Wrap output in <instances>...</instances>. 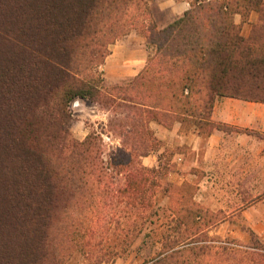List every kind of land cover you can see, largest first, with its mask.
Listing matches in <instances>:
<instances>
[{"label": "trees", "instance_id": "1", "mask_svg": "<svg viewBox=\"0 0 264 264\" xmlns=\"http://www.w3.org/2000/svg\"><path fill=\"white\" fill-rule=\"evenodd\" d=\"M189 2L183 17L158 29L149 0H0V264H48L58 211L74 199L79 210L89 197L122 205L127 234L141 235L158 194L169 191L170 157L158 169L142 163L163 147L151 123L180 120L210 133L224 127L210 119L217 98L264 103V0ZM253 11L260 24L245 39L234 18ZM134 30L154 50L145 70L120 83L91 74L103 37L110 45ZM77 98L114 114L108 130L121 147L106 161L94 142L101 133L79 141L68 127ZM186 208L185 196L173 200L177 225L144 264H264L254 234L245 245L201 244L205 216Z\"/></svg>", "mask_w": 264, "mask_h": 264}, {"label": "rangeland", "instance_id": "2", "mask_svg": "<svg viewBox=\"0 0 264 264\" xmlns=\"http://www.w3.org/2000/svg\"><path fill=\"white\" fill-rule=\"evenodd\" d=\"M149 1L153 8L164 0ZM160 16H163L161 12ZM128 40H134L136 44V40L142 42L145 38L134 30L120 37L114 44L108 45V39L103 37L100 41L102 46L99 45L98 48L100 54L95 59L96 63L93 62L98 64L99 68L92 66L89 69L90 73L104 77L103 66L106 56L112 52L117 43L128 42ZM106 82L113 83L108 80ZM99 108L109 114V120L114 118L113 113ZM70 111L72 120L68 127L77 140L84 141L85 136L89 134L94 136L96 132L98 134L103 131L107 132L108 129L95 122L97 119L91 122L94 119L90 117V113L94 110L90 109L89 103L87 105L86 103L80 105L73 103ZM94 142L101 150L100 155L104 153L105 160L117 150L120 140L110 135V140L106 138L101 141L99 137H95ZM165 156L169 157V153ZM104 172L107 173L109 180L113 176L116 178L113 171L107 172L105 169ZM240 174V171L230 170V177H238ZM251 174L253 177L260 175V179H251L250 186H247V181L237 178L230 179V184L233 185L216 188L212 198H205L206 202L203 201L201 204L194 200L198 188H189L190 195L185 196L186 211L193 208L194 211H202L205 216L198 226L199 231L202 232V240H204L201 244L229 245L230 242H237L245 245L251 242L252 234L264 243V171L261 167L259 172L255 171ZM121 179L118 177L121 181L119 186L125 183ZM237 183L240 185L237 186ZM91 186L92 184L88 189ZM95 201L96 198L89 197L83 210L78 209L80 202L75 199L68 201L69 206L68 203L61 204L50 236L48 264H144L161 250L162 236L170 233L171 228L177 225L170 211V205L159 201L157 215L145 227L144 232L137 236L136 232L131 231L128 235L127 232L132 224L123 218V206L120 205L117 208L113 205L102 206L100 203L96 205ZM65 205L68 207L71 205V209L65 211ZM183 216L186 214L183 213ZM185 229L186 227L183 226L182 231Z\"/></svg>", "mask_w": 264, "mask_h": 264}, {"label": "crops", "instance_id": "3", "mask_svg": "<svg viewBox=\"0 0 264 264\" xmlns=\"http://www.w3.org/2000/svg\"><path fill=\"white\" fill-rule=\"evenodd\" d=\"M190 9L189 0H164L152 8V14L158 29H165ZM234 23L240 29L241 36L249 39L260 24V13L253 11L247 21L237 14ZM133 41L114 46L103 66L106 80L120 83L139 76L145 70L153 49L148 48L145 40H136V44ZM82 103H89L90 109L94 110L90 113L94 119L91 122L97 119L95 122L108 129L109 114L88 100L76 101L78 105ZM210 119L214 124L224 126L223 129L215 128L208 133L210 126L204 125L202 128L196 124H184L180 120L170 126L151 123V129L163 147L144 157L143 165L158 169L160 162L164 161V154L169 153L170 157L167 176L169 191H161L158 202L171 205L177 197L189 196V188L196 187L194 200L201 204L205 198H212L216 188L233 185L230 179L247 181V186L251 185V179H260V175L253 177L251 173L259 172L261 167L264 171V140L256 135L264 134V103L220 97L214 102ZM100 133L103 139L110 140V135L114 137L108 130ZM120 143L118 148L121 147ZM230 170L240 171L241 174L230 177Z\"/></svg>", "mask_w": 264, "mask_h": 264}, {"label": "clouds", "instance_id": "4", "mask_svg": "<svg viewBox=\"0 0 264 264\" xmlns=\"http://www.w3.org/2000/svg\"><path fill=\"white\" fill-rule=\"evenodd\" d=\"M79 98H77V100H78ZM73 103H76V101H73Z\"/></svg>", "mask_w": 264, "mask_h": 264}]
</instances>
